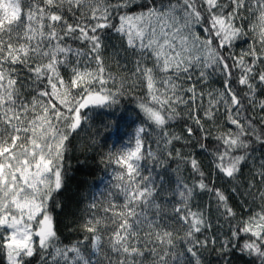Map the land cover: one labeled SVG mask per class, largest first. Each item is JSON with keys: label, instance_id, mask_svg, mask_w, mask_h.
Here are the masks:
<instances>
[{"label": "snow or ice", "instance_id": "1", "mask_svg": "<svg viewBox=\"0 0 264 264\" xmlns=\"http://www.w3.org/2000/svg\"><path fill=\"white\" fill-rule=\"evenodd\" d=\"M109 34L123 48L106 56ZM121 53L133 57L131 86L146 89L145 124L109 150L115 191L65 243L54 211L70 139L85 109L118 103L128 76L110 62L119 68ZM178 121L183 133L170 130ZM241 188L246 216L230 202ZM233 251L264 264V0H0V259L210 264L215 252L231 264Z\"/></svg>", "mask_w": 264, "mask_h": 264}, {"label": "trees", "instance_id": "2", "mask_svg": "<svg viewBox=\"0 0 264 264\" xmlns=\"http://www.w3.org/2000/svg\"><path fill=\"white\" fill-rule=\"evenodd\" d=\"M108 44L106 49V56L114 49H122V41L114 34H109L105 37ZM241 47H246V43H241ZM117 59L121 61V65L117 68L114 62L111 63V71L120 76H128L126 87L123 93L116 97L118 103L103 108L85 109V114L90 115V121L83 126L81 130L73 134L70 139V151L66 153L65 169L66 178L64 187L57 193V198L61 202V207L54 211V215L58 221L60 235L65 243L79 239L83 232L81 231V225L83 224L86 216L89 214L88 205L94 200L98 203H103L107 199L108 191H115L111 186H106L105 190L95 194L94 189L98 187L99 179L113 169V164L108 163L107 156L111 148L118 146V142L123 137L121 133L117 134L118 142L112 141L111 133L114 129L120 126H124L125 130L131 125L138 124L140 126L145 124V120L142 112L138 108L140 99L146 97V89L143 85L132 87L130 73L133 70L132 54L121 53L117 56ZM21 78L27 80L28 73L24 70L21 71ZM111 87V85H109ZM214 87H220L221 82L217 79L213 85ZM132 116V122H127V116ZM151 131V129H149ZM170 130L178 133H183L184 122L178 121L170 126ZM145 150L150 146L153 150L156 149V145L152 142V138L145 134L144 137ZM175 148L187 153L191 149L186 148L181 142L175 143ZM258 152L260 149L257 150ZM161 159L166 161L168 168H174L176 162L169 160L163 153H159ZM200 159L203 161L206 170L211 171L208 166V159L205 154H200ZM153 167L157 168V171L165 176L166 180L171 181L174 179L167 171L163 170V167L156 165V162H151ZM190 170L185 168L184 175H189ZM245 176L250 178V172L248 168L244 169ZM115 181H113V184ZM245 185L247 179L244 180ZM218 186L223 185L226 191L229 186L224 184L223 181H217ZM231 204L237 210L241 216L248 214L247 205L245 201L251 203L249 197L243 194V188L240 192L232 194ZM201 205L207 199L206 196L199 198ZM98 211V210H97ZM215 220V217H213ZM210 264H217L218 257L215 252L207 257ZM231 264H249V258L239 253V251H233L231 256ZM0 264H6V261L0 259ZM33 264H36L34 260Z\"/></svg>", "mask_w": 264, "mask_h": 264}, {"label": "rangeland", "instance_id": "3", "mask_svg": "<svg viewBox=\"0 0 264 264\" xmlns=\"http://www.w3.org/2000/svg\"><path fill=\"white\" fill-rule=\"evenodd\" d=\"M126 119H127L128 123H130V121L132 122V116L131 115H128ZM138 126H140V125L134 124V125H131L126 130H125L124 126H120L117 129H114L111 133L112 141L118 142L117 134L121 133V135L123 134V137L120 139V142H118V146L125 144L133 136L134 131ZM133 143H134V141H133ZM113 167L118 170L116 165H113ZM113 170H111L109 172V174H107V175H105L99 179L98 187L94 189L95 194H98V193L104 191L107 185L111 186L113 184V181H114L113 176H112Z\"/></svg>", "mask_w": 264, "mask_h": 264}, {"label": "clouds", "instance_id": "4", "mask_svg": "<svg viewBox=\"0 0 264 264\" xmlns=\"http://www.w3.org/2000/svg\"><path fill=\"white\" fill-rule=\"evenodd\" d=\"M111 155L113 156V158H115L118 155V153L114 152Z\"/></svg>", "mask_w": 264, "mask_h": 264}]
</instances>
